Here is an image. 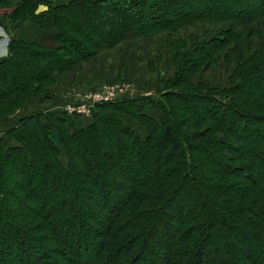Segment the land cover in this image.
I'll return each instance as SVG.
<instances>
[{"label": "trees", "instance_id": "trees-1", "mask_svg": "<svg viewBox=\"0 0 264 264\" xmlns=\"http://www.w3.org/2000/svg\"><path fill=\"white\" fill-rule=\"evenodd\" d=\"M7 8L10 25L30 21L41 33L14 36L0 61V121L15 123L3 133L21 144L7 149L0 133V220L16 238H0V264H264V41L246 56L234 47L237 28L264 17V0H0ZM200 22L222 30L190 47L170 39ZM162 35L175 75L157 96L97 104L90 117L17 118L51 96L56 74L127 38ZM230 46L229 85L194 81ZM125 81L111 75L102 84ZM251 125L253 138L243 135ZM144 157L154 165L148 176ZM15 158L21 166H10L9 178ZM187 204L205 212L183 213Z\"/></svg>", "mask_w": 264, "mask_h": 264}, {"label": "rangeland", "instance_id": "rangeland-1", "mask_svg": "<svg viewBox=\"0 0 264 264\" xmlns=\"http://www.w3.org/2000/svg\"><path fill=\"white\" fill-rule=\"evenodd\" d=\"M21 1L22 0H12V5L13 4L16 5V4L20 3ZM242 6H245V4H242ZM249 11H250V7H247L246 9L244 7L245 13H247ZM101 26L103 27V24H101ZM221 30H222V27L219 25H215V23H202V22H200V23H196V24L191 25V26L184 27L180 32H178V34H174V36L170 39L175 40V38H178V37L184 38V39L189 41L188 47H190V43L192 41L191 38L196 37V38H199L200 40L212 39L214 37H217L220 34ZM236 32L238 34H240L241 38L238 40V42L240 43V44H238L239 47L236 46V44L234 45L235 51L240 50V46H243L244 49L240 50V51L242 54H244L246 56L245 53L248 51L249 46H254V44H255V46H258L262 41H264V17L256 20L251 25L246 24V25L239 26L237 28ZM189 39H191V40H189ZM250 39H251L252 44L249 43ZM127 40H130V41L126 42ZM134 40H137V39H132V41H131V38H127L126 41L118 44L114 50H108L107 52H103V55H106L104 59L98 57L95 60L96 62L94 61L90 64H87V65L81 67V68H79V67L76 68L75 69L76 72L71 74L72 77H70V80H68L67 83H73V84L75 83V84L81 85L82 83H86V81L91 80L94 75H97L99 78H103V79L106 76H111V75L116 76V75H121V74H126L125 76L129 77V75H127V74L131 75V60L136 59V57H129V56H131V42H133ZM165 40H166V38L159 37L157 43H151V44L144 43L143 44V46L141 47V50H140L141 53H139V55L142 58V64H140L139 67H145L146 64L149 63V60L158 58L157 55L159 53H162V55H164V56H167L169 54V53H167L165 45H164L166 43ZM9 47H10V45H9ZM235 51H232L231 46L228 49H224L220 55L215 56V59H214L215 64L212 66V69L206 70L205 72H203V74L200 77H198V78L196 77V79L194 78V81H200L201 80V82H204V83L210 82L211 87L215 86V85L217 87L227 85L229 83V78L232 77V72H231L230 68H228V66H227L228 64H227V61L225 59V55L227 56L226 53H228L229 55L230 54L235 55L234 54ZM154 56H155V58H154ZM123 62H125L126 68L122 72L120 70V66ZM240 63H241V61L239 62V60L237 58L236 63H234V67L239 66ZM162 64H164V66L167 67V69H168V65H166L167 64L166 62L161 63L159 66V69L161 68ZM228 69H229V72H228ZM125 71H126V73H125ZM64 76H66V77L64 78ZM56 77H57L58 83L60 85L59 86L56 85L58 87L55 88L54 96L57 94L62 95V96L63 95L69 96L70 95L69 93L72 92L73 88L66 86L65 85L66 81L63 82V80L69 76H67V74L65 73L62 76H60V74H56ZM137 78H138V76H137ZM206 81H209V82H206ZM145 82L149 83L150 80H146ZM210 83H209V86H210ZM258 83H259L260 87H257V88L259 90L264 89V79L259 81ZM56 86H54V87H56ZM105 86H111V85H105ZM131 86H132V88H131ZM119 87H120V89L117 91V94L115 97L116 99H114V101L118 100V99H121V100L130 99L132 93L136 94L135 86L133 84H131V81H129L128 83H123ZM103 88H104V86L97 88L96 90L84 92L83 99L81 101H83L85 99L87 94L98 92V91L102 90ZM110 88H112V87H110ZM225 88H227V87L225 86ZM50 90L53 91V89H50ZM135 98H139V96L134 97V98L132 97L131 99H135ZM43 100H46V99H43ZM48 100H50V98H48L46 101H48ZM39 101H42V100H36L34 102H39ZM194 105L195 104H190L189 106H194ZM34 106H35L34 104H31V103L28 104L23 110H21L18 113L17 118H22L24 116L26 117L27 114L32 113V112H38L41 109V107H38V108L32 110L34 108ZM45 106H46V104H45ZM66 106H65V108H66ZM124 106L128 107V104H124ZM196 107H197V105L195 106L194 109L199 110ZM199 111H202V110H199ZM7 124L8 123L6 121H3V120L0 121V133H3L7 129V127L14 126L15 123H12V124L10 123V124H8V126H7ZM255 128H256L255 125H251L245 131L246 134L245 133L243 134L242 129L236 128L235 129V135H239V136L241 135L242 136V134H243L244 136H249V138H253L252 132H253V130H255ZM2 135L4 136L3 137L4 141L6 140L5 145H6L7 149L8 148H15V147L21 145V144L15 143V142L8 141L7 140L8 138L6 137L5 133H3ZM60 150H62V149H60ZM61 154H62V157L64 158V155H65L64 149H63ZM144 159H145L146 163L142 162V165L139 164V166L142 167L144 176H148V175L152 174V172H153L152 167H154V165L153 164L151 165V163L149 165H147L146 157H144ZM15 165H17L18 167L21 166V161L18 158H15L13 161H11V163L7 167L6 171H7V176L9 178L12 177L13 174L10 173L8 170H9L10 166L12 167ZM181 197L183 198L184 201L187 202V200H186L187 195L185 193L181 194ZM31 208H32L31 206H30V208L25 207L24 210L25 211H32ZM191 211L195 214H203L205 212V210L202 209L201 207L191 208V206L189 204H187L183 213L191 212ZM60 214H62V213H60ZM56 215H58V214H56ZM85 217L86 216L83 217V215H82L83 220L85 219ZM5 223L6 222L3 219L0 220V238L5 236L9 240L15 241L16 240L15 234L13 232H10V233L8 232L7 228L5 227ZM34 246L35 247L30 248V250H29L30 252H34V249L37 248L36 245H34ZM211 248L212 247L210 246V247H207V249H206L207 257H210L209 250H211ZM154 252L157 253V255L162 256L161 249H154ZM32 255H33V258H32V260H33L35 258L36 254L32 253ZM159 259H160V261H159V264H160V262H163V261H162L161 257Z\"/></svg>", "mask_w": 264, "mask_h": 264}, {"label": "crops", "instance_id": "crops-1", "mask_svg": "<svg viewBox=\"0 0 264 264\" xmlns=\"http://www.w3.org/2000/svg\"><path fill=\"white\" fill-rule=\"evenodd\" d=\"M12 11H13V8L12 9H0V61L6 59L9 56V51H10L9 45L11 44L12 38L14 36L23 38L26 41H32V40L37 39L41 33L40 29L36 25H34V23L30 21L26 23H21V24L18 23L14 26L10 25L9 22L4 20V17L7 14L11 13ZM162 37L167 39V36L165 35H162ZM132 39L133 38H131V41ZM128 41L130 40H127L126 42ZM157 42H158V37L152 40L137 39L131 42V56L129 57H136V59L131 60V75L127 74L129 75V77L126 76L127 81L123 82V83H128L129 81H131V84L135 86L136 94L132 93L131 98L132 97L134 98L137 96L139 97L157 96L158 93L161 92L165 88L164 81H168L172 79L173 76L175 75V70H174L173 61H172L173 59L170 54H168L167 56H164L162 55V53H159L157 55L158 58H155L154 56L155 59L149 60V63H147L145 67H139V65L142 64V58L139 55V53H141L140 50L143 44L144 43L151 44V43H157ZM165 48H166V45H165ZM166 51L168 53L167 48H166ZM105 56L106 55L102 54L99 56V58L104 59ZM163 62L167 63L166 65H168V69L167 67L164 66V64H162L161 68L159 69L160 64ZM67 76L69 77L64 79L63 82L66 81L67 83L68 80H70V77H72L71 74H67ZM96 76L97 75H94L91 80H88L86 81V83H82L81 85H78L75 83L74 84L65 83L66 86L73 88L72 92L69 93L70 94L69 96H64V95L62 96L58 94L54 96L55 88H57L60 85L58 83V86L52 88L53 91H51V96L49 97L50 100L46 101L47 100L46 99V100H42L39 102L31 103L35 105L32 110L38 107H41V109L38 112L47 113V112H57V111H62V110L64 111L65 110L64 108L66 105L76 104L80 102L83 99L84 92L96 90L97 88H100L106 85V84H102V82H104L103 78L96 80L94 78ZM65 77L66 76H64V78ZM146 80H150V82L146 83L145 82Z\"/></svg>", "mask_w": 264, "mask_h": 264}, {"label": "built area", "instance_id": "built-area-1", "mask_svg": "<svg viewBox=\"0 0 264 264\" xmlns=\"http://www.w3.org/2000/svg\"><path fill=\"white\" fill-rule=\"evenodd\" d=\"M119 86L120 85L104 86V88L98 92L87 94L83 101L67 105L66 110L69 114L90 117L92 110L97 104L114 101V99H116L117 91L120 89Z\"/></svg>", "mask_w": 264, "mask_h": 264}]
</instances>
